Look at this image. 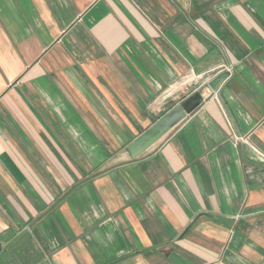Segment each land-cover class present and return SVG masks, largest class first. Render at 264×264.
Masks as SVG:
<instances>
[{
  "label": "crops",
  "instance_id": "1",
  "mask_svg": "<svg viewBox=\"0 0 264 264\" xmlns=\"http://www.w3.org/2000/svg\"><path fill=\"white\" fill-rule=\"evenodd\" d=\"M0 264H264V0H0Z\"/></svg>",
  "mask_w": 264,
  "mask_h": 264
},
{
  "label": "water",
  "instance_id": "2",
  "mask_svg": "<svg viewBox=\"0 0 264 264\" xmlns=\"http://www.w3.org/2000/svg\"><path fill=\"white\" fill-rule=\"evenodd\" d=\"M189 112L190 110L187 109L186 103L177 106L129 146L130 154L136 156L143 152L174 125L179 123Z\"/></svg>",
  "mask_w": 264,
  "mask_h": 264
}]
</instances>
